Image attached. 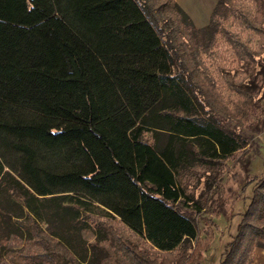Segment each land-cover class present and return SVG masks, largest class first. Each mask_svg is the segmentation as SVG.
<instances>
[{"label": "trees", "instance_id": "trees-1", "mask_svg": "<svg viewBox=\"0 0 264 264\" xmlns=\"http://www.w3.org/2000/svg\"><path fill=\"white\" fill-rule=\"evenodd\" d=\"M146 11L138 0H0V217L14 198L35 220L65 216V200L118 217L161 253L191 248L197 227L179 210L184 147L196 141L207 163L244 143L172 71V48ZM158 132L168 134L159 150L145 138ZM34 236L51 264H78L57 238ZM263 240L264 175L220 264H252ZM118 244L117 264H152Z\"/></svg>", "mask_w": 264, "mask_h": 264}, {"label": "rangeland", "instance_id": "rangeland-1", "mask_svg": "<svg viewBox=\"0 0 264 264\" xmlns=\"http://www.w3.org/2000/svg\"><path fill=\"white\" fill-rule=\"evenodd\" d=\"M138 1L165 45L172 48V71L184 76L208 115L244 143L239 150L209 158L207 163L197 161L201 148L196 141L184 147L191 166L179 178L186 194L179 210L194 221L197 238L190 249L180 247L165 254L105 211L64 200L68 214L57 215L53 209L35 220L14 198L0 217V264H51L41 256L42 242L35 239L39 228L57 238L78 264H117L118 242L152 264H220L222 242L234 234L256 179L264 175V40L254 32L255 27L264 30V0ZM174 3L188 13L189 20ZM227 34L236 41L235 49ZM145 138L159 150L168 134L147 133Z\"/></svg>", "mask_w": 264, "mask_h": 264}, {"label": "crops", "instance_id": "crops-1", "mask_svg": "<svg viewBox=\"0 0 264 264\" xmlns=\"http://www.w3.org/2000/svg\"><path fill=\"white\" fill-rule=\"evenodd\" d=\"M252 264H264V240L261 246H256L254 248L252 253Z\"/></svg>", "mask_w": 264, "mask_h": 264}]
</instances>
